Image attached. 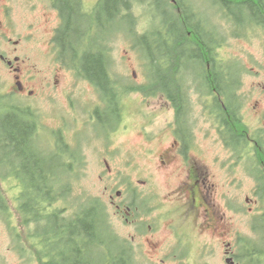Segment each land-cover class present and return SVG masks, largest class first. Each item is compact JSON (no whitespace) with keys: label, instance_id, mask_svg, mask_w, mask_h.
Masks as SVG:
<instances>
[{"label":"flooded vegetation","instance_id":"obj_1","mask_svg":"<svg viewBox=\"0 0 264 264\" xmlns=\"http://www.w3.org/2000/svg\"><path fill=\"white\" fill-rule=\"evenodd\" d=\"M36 1L42 6L44 28H49V37L35 38L34 48L45 60L48 58L53 63L49 70L43 69V83L40 79V84L37 85L38 78L34 75L32 66H24L26 60L19 51L21 45L25 49L22 40L13 42L6 32L10 11L7 5L1 4L0 43L3 42L0 48L1 95L11 100L10 107L17 99L21 107L15 105L13 107L22 109L18 113H23V124L28 128L33 126L37 129L36 136L34 131L32 132L33 139L31 133L28 135L31 144L38 143L37 141L42 144L49 143L56 153L61 151V154L58 153L59 166L66 168L68 174L59 175L58 179L68 181L79 173L80 166L82 169L86 167L87 160L81 146L83 142H79L77 136L87 132L96 134V128L102 129L98 136L109 142L102 144L101 148H104L103 163L110 171L109 158L126 156L125 143L114 142V138L123 137L130 129L124 118V97L116 105L114 112H103L104 105L99 100L98 106L89 112V116L83 117L81 113L75 111L78 107L77 100L73 95L68 96L66 102L71 117H58L56 126L52 127L53 132L46 129L47 115L32 105V99L38 96L39 91L41 102L56 98L54 89L58 88L62 71L74 74L71 70L54 65L53 39L58 32L59 24L61 25L58 11L54 9L50 0H41L42 3ZM56 18L59 20L57 25ZM34 23L39 25L37 21ZM217 50L216 48L215 51ZM209 55V59H206L202 54L203 61L199 59L201 62L195 59L188 61L190 57L188 58V55L186 57V135L183 130L180 131L179 127H176L174 119L170 123L166 118V114L170 117L174 116L175 112L169 96L154 94L139 97L145 108L156 109L148 114L144 113L147 122H142L137 127L140 139L144 143V152L147 156H152L154 172L168 171V167L173 166L175 160H178L179 164L176 168L178 177L173 183L167 180V184L174 186L166 193L159 190L157 183L152 180L153 175L150 174L146 179L138 181L131 179L127 181L122 178L118 181L120 189L109 197V203L115 205L118 210L116 216L126 225L136 229V236L128 240L133 263L144 261L145 264H264V81L257 87L256 107L259 110L256 113V120L260 125L249 129L246 121L249 118L246 117L244 102L238 112L222 111L224 100L221 96L222 76L218 64L214 61L213 52ZM27 58L31 62V58ZM46 71H50V75ZM213 76L216 77L215 83H210ZM82 105L84 103L80 104L79 101V106ZM195 106L202 110L203 121L210 124L207 132L200 133L201 139L200 134H196L199 119L195 116ZM4 107L9 105H3L2 108ZM157 109L162 110L161 115L167 122L165 126L157 122L159 116ZM1 111L0 115L4 114ZM222 114L228 118H224ZM232 114L241 125L239 129L229 128L227 125L234 123L231 119ZM68 119L70 128L67 127ZM202 143L207 147H202ZM156 144H159L158 150L152 147ZM223 148L228 151L226 158L222 157ZM208 151H211L210 155ZM18 179H20L18 175L9 169L3 174L0 173V182H8L9 187L11 182ZM243 182L245 184H242ZM17 188L13 187L12 192ZM241 193H245L248 205L244 211L237 208L236 197ZM70 196H73L72 187ZM219 199L226 200L225 208ZM62 201L60 198L47 208L50 211L61 212L60 219L63 215H72L74 209ZM16 207L13 209L16 210ZM240 212L247 216V221L238 218ZM152 215L154 218L147 226L145 218ZM15 219L11 212L9 224H4L12 242L10 251L21 253L22 246L26 249L29 262H38L39 258L32 250L36 244H32V241L38 244L39 242L32 224L25 225L15 222ZM242 225L249 229L246 235L241 234ZM144 226L147 228L144 229ZM151 236L160 237L169 244L168 247L156 252L159 250L157 246L147 239ZM227 236L232 237L231 242L225 240ZM136 237L138 241L133 244ZM19 240L21 244H18ZM145 243L155 251L152 253L145 251ZM221 245H224L223 253L216 256L214 253L221 249ZM88 248L85 251V248L79 249L77 245L71 252H76L75 256L78 257L81 253L84 256L89 253ZM63 249L62 246L58 247L60 256L56 257H61ZM38 253L41 255L40 251ZM137 254L143 259H137ZM19 256L22 257L21 254ZM53 257L50 255L48 260ZM157 257L158 260L155 259ZM61 261L62 258L59 264Z\"/></svg>","mask_w":264,"mask_h":264},{"label":"trees","instance_id":"obj_2","mask_svg":"<svg viewBox=\"0 0 264 264\" xmlns=\"http://www.w3.org/2000/svg\"><path fill=\"white\" fill-rule=\"evenodd\" d=\"M52 1L62 18L56 36L60 49L56 60L73 71L77 79L95 87L104 105L103 112H114L122 99L121 86L110 76V59L105 52L116 34L106 36L105 33L112 26L115 28L112 33H125V23L129 20L131 27L127 32L132 37H126L147 62L148 87L171 98L176 123L185 128V133L186 57H190L188 61L201 62L199 59L203 61L204 54L209 59L215 46L223 43L224 36L213 24V17L220 15L228 22L234 37L257 26L264 27V0H101L91 11L85 9L83 0ZM139 6L145 7L144 14L153 16L146 21L148 29L144 32L138 31L140 23L136 11ZM223 70L221 96L226 108L222 111L235 113L242 108L237 94L241 85L234 81L226 65ZM211 79L210 83H215L216 77ZM4 104L9 107L2 108ZM10 104L0 94V110L4 113L0 115V170H12L20 179L11 182L10 187L5 182L6 191L0 182V217L5 221L2 224H9L11 207L17 206L22 223L36 226L33 230L39 244L32 241L36 244L32 250L39 258L38 264H59L61 258L60 264H132L126 249L129 243L117 236L98 199L80 205L78 219L67 215L60 219L61 212L47 210L60 198L68 202L69 208L81 201L66 200L69 181L57 178L62 171L58 154L45 152L38 144L29 142V133L34 131L36 136L38 131L33 126H25L23 113H18ZM222 116L228 118L225 114ZM232 117L234 123L227 125L239 129L240 123L233 114ZM13 187L18 188L12 192ZM77 245L79 249L89 247V253L75 256L76 252L71 250ZM60 246L64 248L63 253L56 257ZM21 251V261L33 264L29 262L26 249ZM50 255L54 257L48 260Z\"/></svg>","mask_w":264,"mask_h":264},{"label":"rangeland","instance_id":"obj_3","mask_svg":"<svg viewBox=\"0 0 264 264\" xmlns=\"http://www.w3.org/2000/svg\"><path fill=\"white\" fill-rule=\"evenodd\" d=\"M38 1L42 3L41 0ZM84 1L86 7L91 8L96 0ZM0 4H7L10 7L11 17L7 24L6 32L10 34V38L13 42L22 40L25 49H23L21 45L19 47V51L26 60L24 66H32V69L35 71L34 75H36L38 78L37 85L40 84V79L43 83V69L49 70L48 68L51 67L53 62L50 60L45 61V59L40 56L39 51L34 48L35 38L49 37V28H44L43 12L41 11L42 6L38 4L36 0H0ZM35 6L37 7L35 8ZM136 13L138 16L142 17L139 30L146 31L148 29L146 21L148 20L143 18L145 15V9L139 8L137 9ZM35 21H37L39 25H35ZM56 21L57 25L59 20L56 18ZM53 25L55 26V23H53ZM223 25L222 32L226 31L228 38L225 37L226 40L224 47L221 50L222 53H220V56L227 60H236L246 68L239 93L243 97L245 106L244 110H246L247 113L246 117L249 118L246 120L249 125V129H253L255 127H259L260 125L256 120V113L259 110V108L256 107V101L258 100L257 87L259 83L264 81V31L261 30V33L249 31L247 36L235 38L231 37L230 35L229 25L225 23ZM130 27L131 22L127 20L124 30L127 32ZM127 36L132 37L128 34V32ZM2 44L3 42L0 43V48ZM10 46L13 47L12 44H10ZM110 48L111 60L113 62V68H111V72H113L115 78L127 84L128 86H139L144 81V74L142 73L144 67L142 64V58L133 48L132 43L120 35V37H118L114 43L110 44ZM27 57H31L32 61L30 62ZM54 65L58 67L60 66L56 62H54ZM236 68H239V66L236 65ZM135 70H137V81H135V78H133V72ZM39 72L41 75L40 77ZM257 72L260 75H258ZM46 73L50 75V71H46ZM61 75V79L59 80V84L57 86L58 88L54 89L56 90V98H49L46 101L41 102V95L39 91L38 96L34 97V99L37 100L32 99V104L37 107V110L47 115L45 124L47 131L50 132L54 131V128L52 127L56 126L58 117H71L70 113L68 112V103L66 102L68 96L74 95L73 97L75 100H77L78 104V107L75 109V111L81 113V116L83 117H88L89 112L98 106V102L100 100L96 91H94L92 86L88 83H79L78 80L76 81L68 71H62ZM142 95L143 94L137 95L136 93L130 96V99L126 98L124 100V118L125 121L130 125V129H128L127 134L123 137L114 138L115 143H125L126 156L116 159L113 157L109 158L110 169L112 172L111 170L109 171L103 163L104 148H101L102 144H109V142L104 140L101 136H97L99 135L100 130L102 131V129L96 128L95 133L97 135L91 132L85 133L82 137L81 142H83V145L81 144V146L86 156L87 165L85 168L81 169V175H83V177L81 176L80 179L77 178L73 185L74 195H76L82 202H85V198H98L100 196L103 198V200L106 202V205L111 207L109 215L112 218L114 229L121 239H124V237L136 236V229H134L132 226L125 225L119 218H117V213L114 211L116 210V208H114L115 205L109 203V197L111 195H115V192L120 189V183L118 181L122 178L127 181L130 179L133 181H138V179L144 180L146 177L152 174V180L157 183L159 190L166 193L174 186L172 184H167V180L169 179V181L173 183L178 177L176 172V168L179 164L178 160L173 162V166L168 167V171H156L157 173H155V165L152 160V156H147L144 152V143L140 139L139 129L137 127L142 122H147L145 120L144 113L148 114L149 112H152L156 109L152 107L145 108V104L141 103L139 99V97ZM79 101L80 104L84 103V105L79 106ZM194 111L196 118L199 119L197 126L198 133L196 134L207 132L210 124L203 121L204 117L202 110L198 106H195ZM161 112V109H157V113L159 115L157 122H161L162 126H165L167 122L164 116L161 115ZM166 118L170 123L173 121V116L171 115L169 117L166 114ZM67 127H71L70 119H68ZM201 137L202 135L200 134V139ZM201 145L202 147L205 146L204 143ZM147 146L149 147L150 145L147 144ZM152 147L155 150H158L159 144L152 145ZM206 147L207 145L204 148ZM224 148L222 157L226 158L228 151ZM210 153L211 151H208L209 155ZM242 184L245 183L243 182ZM139 189H141L140 186ZM236 200L238 204L237 208L240 211H244L246 208H248L245 193L238 194ZM219 202L223 208H225L224 204L226 200L219 199ZM11 212L16 218L15 222H20V216L18 212L12 207ZM246 217L247 216L242 212L239 213L238 218L247 221ZM153 218V215L145 218L147 226L151 224ZM2 222L5 221H3L0 217V264H25L21 261L20 256L17 253L10 251L12 243L8 236V232L6 231V227L4 225L5 223L2 224ZM239 224L243 223L239 222ZM248 231L249 229L245 225L241 226V234L246 235ZM147 239L157 246L159 250L156 252H161L162 249L167 248L169 245L160 237L153 238V236H151V238ZM230 239L232 240V237L227 236L225 240L227 242H231ZM223 249L224 245H221V249H217L214 254L216 256H220L223 253ZM145 251L152 253L155 250H151L147 243H145ZM159 257L155 259L158 260Z\"/></svg>","mask_w":264,"mask_h":264}]
</instances>
